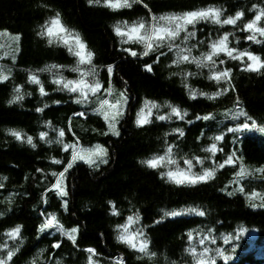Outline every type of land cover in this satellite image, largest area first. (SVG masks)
Returning a JSON list of instances; mask_svg holds the SVG:
<instances>
[{
    "label": "snow or ice",
    "instance_id": "6c2138e0",
    "mask_svg": "<svg viewBox=\"0 0 264 264\" xmlns=\"http://www.w3.org/2000/svg\"><path fill=\"white\" fill-rule=\"evenodd\" d=\"M87 4L119 16L126 15V10L144 9L145 14L137 20L118 19L111 25L120 45L121 59L141 64L143 71L152 75H156L157 69L163 66L169 80L179 78L181 91L187 94L188 100L203 98L213 102L210 105L213 108L230 100L231 106H225L219 113L190 114L179 103L170 100L158 102L144 97L142 101H135L138 107L133 108V94L128 82L117 77V65L97 63V53L55 10L39 26L36 35L46 39L49 46L55 44L65 48L73 61L70 64L51 63L35 69L26 68L23 70L24 83L18 84L15 74L20 36L15 35L12 43L7 45L11 52L0 55V85H12V95L7 103H21L25 96L36 93L38 104L34 111L43 116H46V110H53V105L74 106L63 125L44 119L35 136L22 129L4 130L6 137L32 149L42 142L55 146L64 154L60 158L57 155L47 157L45 167L35 168L38 176L33 177L30 173L23 177L25 184L32 180L39 189L32 209L36 221L32 227L33 239L54 238L47 246L39 248L26 264H65L60 258V250L65 245L71 252L84 254L85 264H128V258L122 253L106 255L97 247H82L80 221L74 220L67 226L63 222L65 214L76 215L72 211L68 183L72 171L83 164L102 174L103 166L110 162L109 149L101 143L85 147L77 127L104 137H121V127L129 118L141 130H148L146 126L167 128L158 137L160 150L141 159L140 165L158 172L165 183L176 185L209 184L217 180L218 174L231 170L229 182L219 191L229 197L244 196L253 209L264 208V191H249L246 187V182L254 180L264 184V165L249 166L240 146V134L250 130L264 133V123H259L244 108L235 83L237 72L264 76V0H247V3L238 0L229 6L209 3L180 12L159 14L151 6V0H87ZM38 7L48 9L49 4L41 2ZM0 35L11 34L5 31ZM255 45L261 46L260 54ZM4 47L0 44V48ZM43 74H48L51 79L46 82L41 78ZM205 81L208 82L207 87L215 90L204 91L194 87V83ZM25 86H32L33 91H25ZM56 93L63 95L54 99ZM92 120L99 122L100 126L85 128L79 123L83 121L86 124ZM190 125L205 129L193 140L197 152H184L182 147L187 146L186 129L190 132ZM8 180L7 176L0 177V205L4 206L0 210V221L4 223L16 202L31 195L24 185L10 191L6 184ZM127 204L123 209L115 200H108L105 204L106 214L115 219L112 232L116 244L131 250L137 260L147 259L153 264L158 252L153 250L151 232L157 226L170 218H206L209 215V209L202 205L186 204L160 208L150 223H144L147 217L141 215V209L131 200ZM188 223L199 226L181 234L182 259L186 258L187 264H217L218 259L228 264L231 256L224 247L217 245L216 227L195 220ZM25 230V224L14 223L0 231V264H17L25 255ZM246 231L245 228L235 230L236 233ZM219 238L228 245L234 234H222ZM170 264L177 262L171 261Z\"/></svg>",
    "mask_w": 264,
    "mask_h": 264
},
{
    "label": "trees",
    "instance_id": "16d2710c",
    "mask_svg": "<svg viewBox=\"0 0 264 264\" xmlns=\"http://www.w3.org/2000/svg\"><path fill=\"white\" fill-rule=\"evenodd\" d=\"M41 2H47L49 8L38 7ZM237 2L238 0H151V6L159 14L170 11L180 12L206 6L209 3L229 6ZM239 2L247 3V0H239ZM53 10L59 11L63 21L88 42L91 49L97 53V63L117 65V77H123L128 82L133 94V108L138 107L135 101H142L144 97L158 102L170 100L179 103L187 108L190 114L219 112L225 106H231L230 100L226 101L225 105L215 108L210 106L213 102L205 101L203 98L197 101L188 100L187 94L181 91L179 78L169 80L168 72L163 66L157 69L156 75H152L144 72L141 64L121 59V53L118 51L120 45L115 39L114 32L111 31V25L118 19L137 20L145 14V10L142 8L126 10V15L119 16L102 7H91L87 4V0H0V29L20 36L16 83H24L23 70L26 68L35 69L51 63L70 64L73 61L65 48L55 44L49 46L46 39L36 35L39 26L48 20ZM211 27L210 25L209 29ZM254 47L258 51L261 46ZM41 78L46 82L51 79L48 74H43ZM235 83L244 108L259 123H264V76L237 72ZM207 84V81L194 83V87L204 91L215 90L207 87ZM25 91H33V87L25 86ZM11 95V84L0 85V177H9L6 184L10 191L18 190L20 185H24L28 187L31 195L16 202L13 212L4 218L6 223L0 221V231L14 223L25 224V255L17 261V264H26L39 248L47 246L54 238L48 236L42 241L33 239L32 227L36 221L33 219L32 209L36 204L39 189L32 180L25 184L23 177L30 173L33 177L38 176L35 168L45 167L48 162L47 157L57 155L60 158L64 154L58 152L55 146L45 145L42 142L36 149H32L27 144H20L6 137L4 130L22 129L35 136L41 130L44 119L63 125L65 117L71 114L74 106L53 105V110H46V116H43L34 111V107L38 104V94L25 96L23 102L9 105L7 101ZM62 95L56 93L53 98H60ZM79 123L84 124L85 128L100 126L95 120L86 124L83 121ZM146 127L148 130L136 128L129 118L121 127V137L115 138L103 137L90 131L85 132L77 127L76 131L81 136V143L84 146L102 143L110 153V162L103 166L102 174L95 173L81 164L72 171L68 179L71 207L76 215L65 214L63 222L67 226L74 220L80 221L81 246L97 247L106 255L122 253L128 258V264H153L147 259L137 260L131 250L116 244L112 232L115 219L106 214V202L115 200L123 209L128 206L127 201L131 200L141 209V215L147 217L144 223H150L160 208L196 204L209 209L206 218H170L151 232L153 250L158 252L155 264H170L171 261L187 264L186 258L182 259L183 242L180 236L189 228L199 226L196 223H188L193 220L216 227L217 245L224 247L231 256L228 264H264V208L253 209L244 196L237 194L229 197L219 191L220 187L229 182L231 170L222 175L218 174L215 182L205 185H176L162 181L158 172L140 165L139 161L160 150L161 143L158 137L167 128ZM188 127L191 131L186 129L187 146L182 145L183 150L197 152L193 140L205 129L192 125ZM240 140L246 163L251 167L264 165V150L260 139L240 136ZM246 187L249 191L252 189L264 191V184L255 180L246 182ZM4 195L7 193L5 192ZM3 207L0 205V210H3ZM9 216L11 219H8ZM239 228H245L247 231L236 233L235 230ZM100 233L104 235L101 236ZM226 233L234 234L233 241L228 245H224L223 240L219 238ZM236 236L239 238L236 239ZM60 254L65 264H85V255L71 252L67 245L60 250ZM217 264H224V261L218 259Z\"/></svg>",
    "mask_w": 264,
    "mask_h": 264
},
{
    "label": "rangeland",
    "instance_id": "374dc122",
    "mask_svg": "<svg viewBox=\"0 0 264 264\" xmlns=\"http://www.w3.org/2000/svg\"><path fill=\"white\" fill-rule=\"evenodd\" d=\"M6 30H2V29H0V32H5ZM7 33H9V34H11V35H0V44H2V45H4L5 47L4 48H0V55H2L4 52H11V49H9L8 47H7V45L9 44V43H12V41H13V37L15 36V35H17V34H12V33H10V32H8V31H6ZM20 45H21V42L19 41L18 42V46H19V49H20ZM13 47H16V45L15 44H13ZM20 52V51H19ZM18 56H19V53L17 54V59H18ZM4 62H8V61H4ZM221 111H223V110H221ZM221 111H219V112H221ZM219 112H217V113H219ZM219 117V116H218ZM220 119H222V117H220ZM240 136L241 137H257V138H259L260 139V143H261V147H262V149L264 150V133H260V132H258V131H256V130H250V131H247V132H244V133H242V134H240ZM104 137V136H103ZM112 138H115V137H112ZM102 144V143H101ZM104 145V144H103ZM105 146V145H104ZM85 147H90V146H85ZM106 147V146H105ZM253 248H255V247H253ZM257 248V247H256ZM255 248V249H256Z\"/></svg>",
    "mask_w": 264,
    "mask_h": 264
}]
</instances>
